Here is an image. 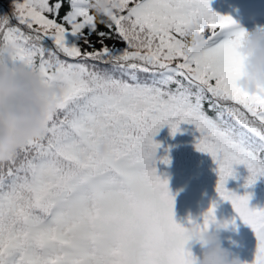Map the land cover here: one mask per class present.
Here are the masks:
<instances>
[{"label":"snow or ice","instance_id":"obj_1","mask_svg":"<svg viewBox=\"0 0 264 264\" xmlns=\"http://www.w3.org/2000/svg\"><path fill=\"white\" fill-rule=\"evenodd\" d=\"M115 2L99 20L106 30L92 0H13L12 17L0 18V51L14 50L7 63L61 90L44 135L0 163V264H192L188 226L235 227L237 218L256 238L252 264H264V208L226 187L235 165L249 172L245 188L264 177V97L236 86L246 30L211 0ZM193 28L206 43L190 55L184 37ZM69 32L79 44L69 46ZM181 124L195 126L194 147L217 164L231 221L217 220L215 201L200 223L174 219L153 137L164 126L175 136ZM101 142L111 144L104 156L95 151Z\"/></svg>","mask_w":264,"mask_h":264},{"label":"clouds","instance_id":"obj_2","mask_svg":"<svg viewBox=\"0 0 264 264\" xmlns=\"http://www.w3.org/2000/svg\"><path fill=\"white\" fill-rule=\"evenodd\" d=\"M119 8L115 0H92L91 9L101 22ZM200 26L203 27L202 22ZM186 54H199L206 43V36L193 28L184 37ZM10 48L0 51V163L11 159L24 144L44 135L45 123L52 106L58 102L61 90L42 81L38 72L23 65L7 63L13 55ZM242 58V76L236 86L250 95L264 97V32L246 31L237 49ZM96 153L104 156L111 151V144L101 142ZM157 155V153H156ZM154 157L149 156L146 164ZM218 224L200 230L188 226L189 245H199L201 251L189 258L192 264H244L230 249L223 246Z\"/></svg>","mask_w":264,"mask_h":264},{"label":"trees","instance_id":"obj_3","mask_svg":"<svg viewBox=\"0 0 264 264\" xmlns=\"http://www.w3.org/2000/svg\"><path fill=\"white\" fill-rule=\"evenodd\" d=\"M68 10L67 3L61 9V16ZM13 13V0H0V18L12 17ZM97 18L99 30H106L103 24L99 23ZM15 24V20H13ZM95 36V35H93ZM67 43L71 46L73 43H77L74 39L68 38ZM207 107V105H205ZM213 115V113H209ZM181 131L175 136L170 135V130L167 126H164L153 137V139L160 143L161 147L157 150V163L160 165L159 158L167 155L170 158V162L177 168H185L191 174L194 172H200L202 180L208 179L214 184H217V164L213 161L210 155L202 153L196 150L194 147L196 138L199 133L196 132L195 126L190 124H181ZM235 178H230L226 184V187L237 193L243 195L245 192L250 193L251 201L253 205L255 203V209L264 208V177L259 178L254 185L245 188L244 184L246 178L249 175L247 168L244 165H235ZM251 202V204H252Z\"/></svg>","mask_w":264,"mask_h":264},{"label":"rangeland","instance_id":"obj_4","mask_svg":"<svg viewBox=\"0 0 264 264\" xmlns=\"http://www.w3.org/2000/svg\"><path fill=\"white\" fill-rule=\"evenodd\" d=\"M223 1L226 7L233 12L234 20L237 22L240 28L248 32L258 29H264V0ZM75 38L80 42L78 37ZM90 39L93 43H96L97 41V37L91 36ZM105 43L109 46H112L113 44H115L117 47L123 46V44L115 40H106ZM96 47L98 48L100 47V45L96 43ZM180 186H184L185 188H177L176 191H178V194L174 196V199H176V201H178L182 206L185 207L188 218H193L192 220H194L195 222H202L203 213L207 211V209L212 205L214 201L216 202L215 215L218 221L223 223L225 221H231L233 217H236V213L234 212L232 205L228 201H221L214 189L210 188L204 191L196 192L193 184L187 180L180 181ZM185 189H187L188 191ZM183 190L191 194H186ZM245 227H248V229L250 228L248 225L244 224L237 218L235 221V227L229 224L228 228L221 232V239L228 238L232 231L234 233L238 232L239 234ZM235 235H237V233H235ZM244 241L245 239L243 238L239 241H227L223 244V246L233 252V250L237 248L238 243H243ZM188 246L191 247L192 251H201L199 245ZM253 259L254 254L252 252L247 255L246 258L242 261L246 262V264H252Z\"/></svg>","mask_w":264,"mask_h":264}]
</instances>
